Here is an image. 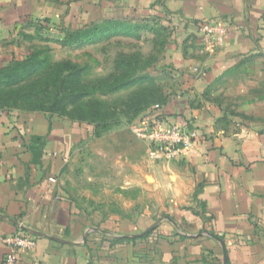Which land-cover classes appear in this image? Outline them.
Segmentation results:
<instances>
[{
    "label": "crops",
    "instance_id": "1",
    "mask_svg": "<svg viewBox=\"0 0 264 264\" xmlns=\"http://www.w3.org/2000/svg\"><path fill=\"white\" fill-rule=\"evenodd\" d=\"M115 22L172 33V97L157 113L196 128L198 141L174 158L146 148L120 187L139 191L140 207L106 214L81 208L61 181L92 127L0 109V234L34 237L40 264H264V114L239 118L213 101L243 63L264 78V0H0V70L33 41L87 30L95 42ZM219 23L229 29L210 54L201 31ZM7 252L0 241V264Z\"/></svg>",
    "mask_w": 264,
    "mask_h": 264
},
{
    "label": "rangeland",
    "instance_id": "2",
    "mask_svg": "<svg viewBox=\"0 0 264 264\" xmlns=\"http://www.w3.org/2000/svg\"><path fill=\"white\" fill-rule=\"evenodd\" d=\"M136 26L149 28L115 22L101 27L95 42L76 36L33 41L30 63L15 65L0 77L1 110L40 109L92 127L61 180L65 194L88 211L118 214L122 209L129 215L140 207L139 191L120 189L129 183L137 158L146 154L131 125L159 111L172 97L167 93L172 67L164 62L172 33ZM241 68L239 76L231 73L215 85L220 93L215 91L213 101L224 100L235 116L252 120L264 114V78H249L251 65L243 63ZM123 197L127 206L120 201Z\"/></svg>",
    "mask_w": 264,
    "mask_h": 264
},
{
    "label": "built area",
    "instance_id": "3",
    "mask_svg": "<svg viewBox=\"0 0 264 264\" xmlns=\"http://www.w3.org/2000/svg\"><path fill=\"white\" fill-rule=\"evenodd\" d=\"M228 29V25L223 23L203 27L201 31L203 49L213 54L214 47L221 44ZM131 132L156 157H178L191 150L199 139L196 128L168 121L157 112L135 121L131 125ZM0 241L8 248L2 264H40L32 256L37 240L26 232L19 230L7 236L0 234Z\"/></svg>",
    "mask_w": 264,
    "mask_h": 264
},
{
    "label": "trees",
    "instance_id": "4",
    "mask_svg": "<svg viewBox=\"0 0 264 264\" xmlns=\"http://www.w3.org/2000/svg\"><path fill=\"white\" fill-rule=\"evenodd\" d=\"M86 31L80 32L78 34H76V33H68V34H65V37L64 38L66 40V39H68L70 37L76 36V37H74L76 40H78V39H85V40L86 39H90L91 38V33L88 32V31L86 32ZM30 61H31V57H28L23 62H16V63L10 64L6 68H3V69L0 70V77H4L5 76L4 73L7 72L8 70H10L13 66H15V65H23V66H26V63H30ZM35 109H39V108H34V110ZM34 112H42V111L39 109V110L34 111Z\"/></svg>",
    "mask_w": 264,
    "mask_h": 264
}]
</instances>
